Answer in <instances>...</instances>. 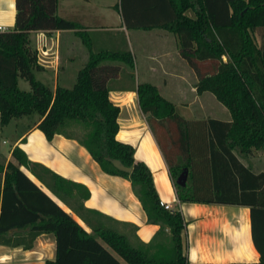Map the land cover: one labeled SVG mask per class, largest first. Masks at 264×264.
<instances>
[{"label": "trees", "instance_id": "1", "mask_svg": "<svg viewBox=\"0 0 264 264\" xmlns=\"http://www.w3.org/2000/svg\"><path fill=\"white\" fill-rule=\"evenodd\" d=\"M58 1L15 0L14 26L0 32L1 125L35 113L37 128L47 139L55 134L76 139L104 172L130 180L148 222L158 224L159 229L148 243L137 238V243L132 242L126 233L105 224L101 213L83 206L82 200L89 196L85 186L31 163L16 147L12 151L16 163L6 165L0 235L16 228L22 236L3 243L29 249L36 236L52 233L55 258L44 264H191L183 252L186 222L182 213L160 204L150 169L135 159L132 145L116 138L119 107L109 100L108 92L121 67L112 61L133 69L132 54H91L70 88L58 85L52 90L35 77V71L42 68L30 32L77 28L57 14ZM164 5L167 16H156L158 12L147 16L155 9L162 12ZM116 8L127 28L168 26L177 34L180 55L197 74V91L211 92L228 109L229 121L187 120L154 85L137 86L140 108L148 114L149 126L165 155L178 201L250 209L251 237L259 261L219 264H264V171L255 172L243 160L255 150H264V0H121ZM188 9L195 18L186 14ZM19 78L27 81L29 90L19 88ZM159 122L168 130L176 126L174 147H164L156 130ZM79 127L83 128L81 135L73 130ZM106 157L120 160L131 168L130 173L119 171ZM21 166L34 171L91 232L42 191ZM182 173L183 183H178Z\"/></svg>", "mask_w": 264, "mask_h": 264}, {"label": "crops", "instance_id": "2", "mask_svg": "<svg viewBox=\"0 0 264 264\" xmlns=\"http://www.w3.org/2000/svg\"><path fill=\"white\" fill-rule=\"evenodd\" d=\"M118 3L119 0H59L57 14L73 21L77 28L30 32L31 45L37 51L38 64L42 68L35 71V77L52 90L58 85L70 88L91 54L129 51L133 69L121 61H112L121 67L119 75L110 81L108 92L109 100L119 107L116 138L132 145L135 159L150 169L159 200L182 213L186 222L182 233L183 252L189 263L258 262L260 255L252 242L249 207L178 201L165 155L149 126L148 114L140 108L137 86L140 83L154 85L187 120L229 121L228 109L211 92L197 91V74L180 55L177 34L168 26L127 28L116 8ZM161 10L150 11L147 16L156 12L159 13L156 16L168 15L166 5ZM15 13V0H0V26L11 29ZM186 14L195 18L192 9ZM222 59L226 61L227 57ZM34 114L12 119L4 126L0 122V201L6 165L9 161L16 163L12 151L18 147L31 163L85 186L89 191V196L82 200L86 209L101 213L103 219L121 227L133 228L134 239L150 242L159 225L148 222L130 180L104 172L76 139L61 134L47 139L37 128L39 116ZM173 127L168 130L159 122L156 128L166 149L174 147L176 142L177 129L175 125ZM20 169L87 232H91V228L54 195L34 171L24 166ZM34 169L40 172L38 167ZM259 171L264 169L255 172ZM184 177L182 173L177 180L182 182ZM17 231L11 228L7 234L0 235V264H44L55 258L56 240L52 233L36 236L29 249L3 243L5 239L21 238L22 233Z\"/></svg>", "mask_w": 264, "mask_h": 264}, {"label": "rangeland", "instance_id": "3", "mask_svg": "<svg viewBox=\"0 0 264 264\" xmlns=\"http://www.w3.org/2000/svg\"><path fill=\"white\" fill-rule=\"evenodd\" d=\"M120 2L121 0H119V3H118V6L120 5ZM191 12V11H190ZM255 37L257 39L258 42H260V36H259V33L258 32H255ZM19 83H18V86L20 89L22 90H29V84L27 83V81H25L24 79L22 78H19ZM221 103V102H219ZM222 104V103H221ZM36 115V114H34ZM75 131L76 134L78 135H81L82 132H83V128L82 127H79V128H76L73 129ZM239 156L241 157L242 154H239ZM243 157V156H242ZM245 158V157H243ZM246 159V160H245ZM243 159L253 170L255 171H258L259 169L263 168L264 169V150L261 151V150H256L255 151V154L250 157V158H245ZM263 163V164H262ZM262 165V166H261ZM172 208V206H171ZM105 224H107L108 226H111V227H114L116 228L117 230L121 231V232H126V234L128 235L129 239L132 241V242H135L137 243V239L135 238L134 239V234H133V228L131 227H124V226H120L119 224H116L114 222H111L107 219H102Z\"/></svg>", "mask_w": 264, "mask_h": 264}, {"label": "water", "instance_id": "4", "mask_svg": "<svg viewBox=\"0 0 264 264\" xmlns=\"http://www.w3.org/2000/svg\"><path fill=\"white\" fill-rule=\"evenodd\" d=\"M106 159L116 168L118 169L119 171H122V172H125V173H130L131 171V168L128 167V166H125L120 160L118 159H113V158H109V157H106ZM178 183H183L180 182V180L178 179L177 180Z\"/></svg>", "mask_w": 264, "mask_h": 264}, {"label": "built area", "instance_id": "5", "mask_svg": "<svg viewBox=\"0 0 264 264\" xmlns=\"http://www.w3.org/2000/svg\"><path fill=\"white\" fill-rule=\"evenodd\" d=\"M7 28L6 27H2L0 26V32H3V31H6ZM160 204L165 208V209H168V210H171V205L167 204V203H164L163 201L161 202L160 201Z\"/></svg>", "mask_w": 264, "mask_h": 264}]
</instances>
